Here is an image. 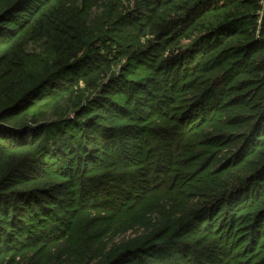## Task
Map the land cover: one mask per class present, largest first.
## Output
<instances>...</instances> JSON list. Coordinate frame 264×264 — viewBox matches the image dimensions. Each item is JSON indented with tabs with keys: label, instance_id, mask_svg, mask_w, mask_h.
Returning <instances> with one entry per match:
<instances>
[{
	"label": "trees",
	"instance_id": "16d2710c",
	"mask_svg": "<svg viewBox=\"0 0 264 264\" xmlns=\"http://www.w3.org/2000/svg\"><path fill=\"white\" fill-rule=\"evenodd\" d=\"M0 264H264L259 0H0Z\"/></svg>",
	"mask_w": 264,
	"mask_h": 264
},
{
	"label": "built area",
	"instance_id": "2783aa9c",
	"mask_svg": "<svg viewBox=\"0 0 264 264\" xmlns=\"http://www.w3.org/2000/svg\"><path fill=\"white\" fill-rule=\"evenodd\" d=\"M259 3L264 6V0H259Z\"/></svg>",
	"mask_w": 264,
	"mask_h": 264
}]
</instances>
